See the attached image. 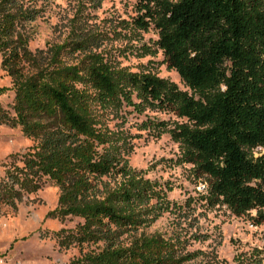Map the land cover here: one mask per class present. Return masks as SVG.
I'll list each match as a JSON object with an SVG mask.
<instances>
[{"label": "trees", "instance_id": "16d2710c", "mask_svg": "<svg viewBox=\"0 0 264 264\" xmlns=\"http://www.w3.org/2000/svg\"><path fill=\"white\" fill-rule=\"evenodd\" d=\"M139 4L137 25L153 24L164 61L190 92L150 73L112 71L97 53L69 61L66 54L86 49L81 39L31 51L23 29L40 11L36 0H0V67L10 78L0 93L13 91L12 114L0 105V124L33 141L0 183V198L13 206L43 178L52 181L58 198L47 216L82 219L56 232L58 245L97 246L68 264H183L194 256L177 255L176 243L160 234H137L136 207L153 185L126 167L116 135L99 119L100 109L122 102L185 118L169 132L184 161L208 178L209 201L235 215L255 210L253 223L264 222V0ZM256 147L262 151L252 156Z\"/></svg>", "mask_w": 264, "mask_h": 264}, {"label": "rangeland", "instance_id": "374dc122", "mask_svg": "<svg viewBox=\"0 0 264 264\" xmlns=\"http://www.w3.org/2000/svg\"><path fill=\"white\" fill-rule=\"evenodd\" d=\"M36 7L38 15L23 29L29 50L81 39L86 49L66 54L69 61L97 53L112 71L150 73L190 92L164 61L153 24L146 29L137 25L142 13L139 0H36ZM3 86L10 87V78L0 67ZM12 99V90L0 93V105L11 114ZM131 99L139 102L135 93ZM99 119L116 135L126 167L136 179L153 185L150 197L136 207L141 219L137 234H160L176 243L177 255H194L183 264H264V222L253 223L256 211L235 215L224 204L211 203L207 189H199L201 183L208 185V178L184 161L182 144L169 132L185 118L171 108L143 103L135 109L122 102L120 107L100 109ZM32 144L18 126L0 124L2 185L13 167L22 165V156ZM250 153L254 156L257 151ZM106 182L116 185L109 178ZM57 198L58 188L47 178L35 192L11 197L13 206L0 198V264H68L84 251L96 249L91 244L58 245L56 232L74 229L82 219L47 216ZM129 238L127 233L120 237L123 242Z\"/></svg>", "mask_w": 264, "mask_h": 264}, {"label": "built area", "instance_id": "2783aa9c", "mask_svg": "<svg viewBox=\"0 0 264 264\" xmlns=\"http://www.w3.org/2000/svg\"><path fill=\"white\" fill-rule=\"evenodd\" d=\"M256 151H257V153L258 152H260V151H262V149L260 148V147H256V148H254ZM256 153V154H257ZM207 188V184L204 182V183H201L200 185H199V189H206Z\"/></svg>", "mask_w": 264, "mask_h": 264}]
</instances>
